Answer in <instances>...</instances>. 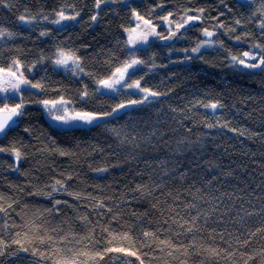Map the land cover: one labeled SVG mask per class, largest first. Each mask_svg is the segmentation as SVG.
<instances>
[{
  "label": "trees",
  "instance_id": "1",
  "mask_svg": "<svg viewBox=\"0 0 264 264\" xmlns=\"http://www.w3.org/2000/svg\"><path fill=\"white\" fill-rule=\"evenodd\" d=\"M259 7L260 0H115L99 9L95 0H0V28L16 34L0 39V67L19 59L25 76L47 89H22L25 114L0 137V147L22 153L17 162L0 152V205L7 209L0 212V264H264V72L230 62L264 45ZM61 8L80 16L51 23ZM201 8L202 24L169 46L126 44L125 29L136 26L133 9L166 35L162 17L172 13L179 22ZM22 14L37 20L25 24ZM205 28L215 33L210 47L185 52L209 40ZM59 49L74 51L93 75L55 66ZM130 52L146 61L132 79L143 77L142 88L163 95L71 128L52 123L36 103L62 95L70 109L100 113L142 99L132 89L95 91V80ZM85 85L94 93L87 103L80 100ZM217 100L224 108L215 112L198 103ZM56 180L67 191L52 192Z\"/></svg>",
  "mask_w": 264,
  "mask_h": 264
},
{
  "label": "snow or ice",
  "instance_id": "2",
  "mask_svg": "<svg viewBox=\"0 0 264 264\" xmlns=\"http://www.w3.org/2000/svg\"><path fill=\"white\" fill-rule=\"evenodd\" d=\"M115 2V0H95V7L97 9L100 8L101 3H109ZM6 7L10 6L8 4L5 5ZM154 11V9L152 10ZM198 12L197 15H189L186 11L184 16H181L179 22L172 21L169 17L172 13H169L168 16L162 17L164 21L168 23L169 27V35L164 36L157 33L155 26L152 24L151 18L145 19L144 16L140 15L139 12H136L135 9L132 10V15L135 20L138 22L135 28L125 29L128 32V39L126 41L127 45H131L135 48L138 44H148L149 37H159L161 40H171L173 37L176 36V33L179 32L180 29L184 28L190 22L195 20H200L204 9L196 10ZM257 12L260 14L261 17H264V0H260V7L257 9ZM55 16L57 19L50 21L54 24H61L63 21H75L77 17L80 16V11H73V14L68 15L66 14L65 8H61L55 12ZM18 19L25 23V24H32L36 22L37 17L31 16L29 14H22L18 17ZM45 20H48V17H44ZM97 19L96 15L91 16V20L95 21ZM143 27H141V23ZM237 24L240 23L239 20L236 21ZM173 24L175 25V31L172 30ZM222 27V25H221ZM260 29L264 30V18L261 19L259 24ZM137 29H140L137 31ZM234 31V29H232ZM203 36L211 38L215 33L209 31L207 28L203 30ZM16 34L8 31L7 29L0 28V39L5 37L12 38ZM41 36L48 35L47 32H41ZM247 35V34H246ZM237 40L241 39V37H237ZM212 41L204 40L198 42L196 47L192 49H184L185 52L191 51L192 53H199L200 49L205 46H210ZM253 49L256 51H245L240 55H231L230 62L231 66L233 67H240L242 66L245 69H260L264 72V45L261 44H254L252 46ZM55 60L52 63L60 68H63L65 71L70 72L74 76L80 75H88L92 76V73H86L84 67L81 63V58L76 55L74 51L71 50H64L59 49L55 53ZM190 58V57H189ZM146 61L138 58L135 52H130L128 55V59L123 61L119 66L115 67L114 71H111L106 78H99L95 80L96 84V92L100 93L102 90H106V92H120L122 89H132L134 91H139L144 93L142 99L138 100H128L127 103L121 102L117 104L115 107L111 108L110 111L107 112H91V111H76L74 106L70 110L69 105L71 104L70 100H66L62 95L56 99H41L36 101V103L40 104L43 109L46 111L47 115L52 119L55 123L62 124L65 126L76 127L80 125H92L98 121L105 120L108 117L115 116L121 109H126L128 107L136 106L143 104L145 101L149 100V97H158L163 95V93H159L156 91H152L148 88L141 87V77L140 79H132V75L135 73L133 72L132 75L129 74V69H135L138 65H145ZM34 66V65H33ZM23 66L19 59H14L12 63L7 67H0V136L6 133V129H9L12 124H16L17 121L14 117H21L25 114L24 109L26 107V103L24 101L22 87L25 90L31 91L32 89L40 90L41 92L46 91L45 85L41 82H33L29 80L22 70ZM30 70V69H29ZM94 95V93H90L88 91L87 85L80 90V100L84 103L88 102V97ZM15 101L18 100L19 102L10 104L8 101ZM202 107L206 109H211L215 112L217 109L224 108V104L221 103L219 100L216 102H209L203 103L198 102ZM205 126L209 129L214 127H223L229 128L228 122L223 124L218 123H211L205 122ZM231 131H237V129H230ZM28 131V129H25ZM113 131H116L113 129ZM241 135L244 133L241 132ZM0 152H11L16 161L18 162L21 157L22 153L19 149L15 147L3 148L0 147ZM61 155H65L66 153L60 151ZM98 171H106V169H98ZM71 179V177H69ZM52 192L57 191H67L64 188L63 182L61 180H56L55 183L51 186ZM52 192L49 193H37V194H45L51 196ZM71 195V193H69ZM76 198L79 199V195H76ZM60 201H56V204H59ZM102 207V202L98 205ZM11 207V204L8 205ZM7 209L0 205V212H6ZM191 231L192 228L189 227L187 229ZM145 236H151V233H145ZM15 243H20L19 240L14 241ZM164 243V241H161ZM25 251L28 249L25 248ZM106 252H118V253H125L126 255L137 256L136 252H129L125 248H116V247H109L106 249ZM2 254V253H0ZM84 256H87V253H81ZM100 259H103V254L97 253ZM139 259V257L137 256ZM57 264H77V260L75 258L72 259H65L62 261H57ZM140 264H143V260H140Z\"/></svg>",
  "mask_w": 264,
  "mask_h": 264
},
{
  "label": "water",
  "instance_id": "3",
  "mask_svg": "<svg viewBox=\"0 0 264 264\" xmlns=\"http://www.w3.org/2000/svg\"><path fill=\"white\" fill-rule=\"evenodd\" d=\"M237 1L242 2V3H247L250 0H237ZM201 24H202V20L201 19L200 20L192 21L188 25H186L184 28L180 29L179 32L176 33V36L173 37L171 40H167V39L161 40V39H159L158 40V43H159V45H162V46H169V45L173 44L178 39L179 35L183 32V30L188 29V28H195V27L200 26ZM172 30L175 31V27ZM167 35H169V32L166 35H164V36H167ZM14 119L17 121V123L16 124H12L10 126V128L13 127V126L18 125L20 123L21 117H14ZM9 129H6V132Z\"/></svg>",
  "mask_w": 264,
  "mask_h": 264
},
{
  "label": "rangeland",
  "instance_id": "4",
  "mask_svg": "<svg viewBox=\"0 0 264 264\" xmlns=\"http://www.w3.org/2000/svg\"><path fill=\"white\" fill-rule=\"evenodd\" d=\"M125 2H128L129 0H124ZM70 22H72V21H63L62 23H61V25H64V24H67V23H70ZM138 22L136 21V24H137ZM139 23H141V27H143V24H142V22H139ZM155 26V28H156V31H157V33H159V31H158V28L156 27V25H154ZM162 26H166L167 27V29H168V31H169V27H168V23L165 21V22H163V24H162ZM136 27V26H135ZM134 27V28H135ZM174 27V26H173ZM173 27H172V29H173ZM140 29H137V31H139ZM207 39H209L208 37H206ZM158 41L159 40V37H153V36H150L149 37V41ZM139 45V44H138ZM208 47H210V46H205V47H202L201 49H204V48H208ZM137 67V66H136ZM136 67H135V69H136ZM61 69H63V68H61ZM133 70L134 69H129V74H131L132 72H133ZM22 89H23V87H22ZM103 91H105L106 92V90H103ZM113 93H115V92H113ZM70 108V107H69ZM71 110V109H70ZM49 117V116H48ZM49 119H50V117H49ZM51 121H52V123H54L55 125H58V126H61V127H69V126H65V125H62V124H58V123H55L52 119H50Z\"/></svg>",
  "mask_w": 264,
  "mask_h": 264
}]
</instances>
